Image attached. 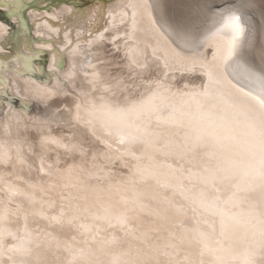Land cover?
I'll list each match as a JSON object with an SVG mask.
<instances>
[{
    "label": "snow or ice",
    "instance_id": "1",
    "mask_svg": "<svg viewBox=\"0 0 264 264\" xmlns=\"http://www.w3.org/2000/svg\"><path fill=\"white\" fill-rule=\"evenodd\" d=\"M0 264H264V0H0Z\"/></svg>",
    "mask_w": 264,
    "mask_h": 264
},
{
    "label": "bare ground",
    "instance_id": "2",
    "mask_svg": "<svg viewBox=\"0 0 264 264\" xmlns=\"http://www.w3.org/2000/svg\"><path fill=\"white\" fill-rule=\"evenodd\" d=\"M80 0H77V3H80ZM244 17L248 25L254 30L259 31L260 30V16H259V10L257 8L253 7H246L243 9ZM35 112V109H33V113Z\"/></svg>",
    "mask_w": 264,
    "mask_h": 264
},
{
    "label": "water",
    "instance_id": "3",
    "mask_svg": "<svg viewBox=\"0 0 264 264\" xmlns=\"http://www.w3.org/2000/svg\"><path fill=\"white\" fill-rule=\"evenodd\" d=\"M81 1V0H80Z\"/></svg>",
    "mask_w": 264,
    "mask_h": 264
}]
</instances>
